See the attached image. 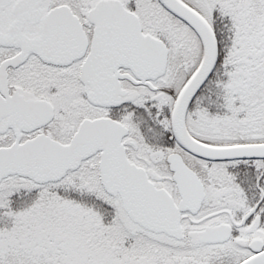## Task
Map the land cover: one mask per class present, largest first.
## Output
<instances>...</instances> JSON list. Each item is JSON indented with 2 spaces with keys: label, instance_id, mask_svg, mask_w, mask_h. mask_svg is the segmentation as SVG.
Wrapping results in <instances>:
<instances>
[{
  "label": "snow or ice",
  "instance_id": "6c2138e0",
  "mask_svg": "<svg viewBox=\"0 0 264 264\" xmlns=\"http://www.w3.org/2000/svg\"><path fill=\"white\" fill-rule=\"evenodd\" d=\"M0 264H264V0H0Z\"/></svg>",
  "mask_w": 264,
  "mask_h": 264
}]
</instances>
